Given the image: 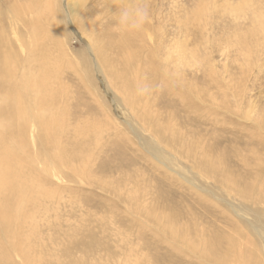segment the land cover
I'll return each instance as SVG.
<instances>
[{"label": "rangeland", "instance_id": "1", "mask_svg": "<svg viewBox=\"0 0 264 264\" xmlns=\"http://www.w3.org/2000/svg\"><path fill=\"white\" fill-rule=\"evenodd\" d=\"M0 134V264H264V0H0Z\"/></svg>", "mask_w": 264, "mask_h": 264}, {"label": "bare ground", "instance_id": "2", "mask_svg": "<svg viewBox=\"0 0 264 264\" xmlns=\"http://www.w3.org/2000/svg\"><path fill=\"white\" fill-rule=\"evenodd\" d=\"M261 15V14H260ZM260 20L261 19H263V14L260 16V17H258ZM41 28V30L42 31H44V28H42V27H40ZM118 79H119V77H117ZM122 80L124 81V87L125 88H128L129 87V83L122 77ZM2 130L4 131L5 130V126H3L2 127ZM3 136V134H0V137H2ZM1 225H3L2 224V222L0 221V227H1Z\"/></svg>", "mask_w": 264, "mask_h": 264}, {"label": "clouds", "instance_id": "3", "mask_svg": "<svg viewBox=\"0 0 264 264\" xmlns=\"http://www.w3.org/2000/svg\"><path fill=\"white\" fill-rule=\"evenodd\" d=\"M143 16H144V14L141 13L140 16H139V19L137 21L138 23L143 19ZM126 17H127V14H125L123 17H121V23H124L125 22Z\"/></svg>", "mask_w": 264, "mask_h": 264}]
</instances>
